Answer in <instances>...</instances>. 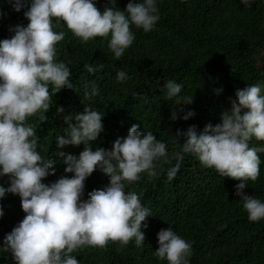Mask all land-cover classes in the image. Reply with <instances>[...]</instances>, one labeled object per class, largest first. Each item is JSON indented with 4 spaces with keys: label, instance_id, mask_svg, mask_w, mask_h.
Segmentation results:
<instances>
[{
    "label": "trees",
    "instance_id": "16d2710c",
    "mask_svg": "<svg viewBox=\"0 0 264 264\" xmlns=\"http://www.w3.org/2000/svg\"><path fill=\"white\" fill-rule=\"evenodd\" d=\"M94 2L103 12L112 4L125 10L130 0ZM249 3L251 7L241 0H156L159 21L147 33L133 25L135 40L119 60L108 48L109 40L97 37L85 44L61 22L56 31H64L65 39L56 46L57 60L69 64L74 88L62 89L53 97L45 122H40L38 116L28 121L39 137L38 152L55 161V174L43 182L51 184L62 176L74 175L65 172L66 157L57 153L79 156L85 146L58 148L56 137L67 138L66 118L76 123L75 116L86 107L104 116V131L92 143L93 150H110L117 138L126 137L131 126L137 124L142 133L152 132L164 142L171 155L180 151L184 141L183 136L176 137L177 130L187 131L195 125L200 134L208 124L221 123L222 113L230 111V101L237 99V90L264 85V0ZM29 4L30 0H23L17 12L14 0H0V41L10 39L16 26L28 25L24 13ZM85 64L97 71L89 73ZM119 71L126 72L129 79L119 82ZM169 80L182 85L181 96L194 98L178 113L181 118L176 121L170 117L179 105L176 98H166L164 89ZM92 81L99 95L84 99V85ZM221 88L223 91L217 94L216 89ZM189 110L195 115L185 121L182 117ZM250 147H264V141L253 138ZM259 155L260 176L255 182L248 181L244 191L264 202V153ZM175 163L173 160L164 169ZM157 172L153 178L141 174L138 182L126 188L136 191L152 213L145 221L148 227L142 229L145 244L138 248L133 241L121 248L110 242L106 249L85 248L73 253L80 264H168L154 253L159 247L157 234L170 227L192 244L190 264H264V220L249 221L243 202L235 194V185L240 181L219 176L194 154H185L180 171L171 181L166 171L158 167ZM109 183V177L97 169L86 179L82 199ZM0 185L9 187V177H0ZM0 205L4 211L0 218V264H16L3 247L6 236L25 216L21 198L7 193Z\"/></svg>",
    "mask_w": 264,
    "mask_h": 264
},
{
    "label": "clouds",
    "instance_id": "9594fccd",
    "mask_svg": "<svg viewBox=\"0 0 264 264\" xmlns=\"http://www.w3.org/2000/svg\"><path fill=\"white\" fill-rule=\"evenodd\" d=\"M241 2L251 7L249 0ZM22 7L23 0H14L15 11ZM24 15L28 25L16 26L10 39L0 41V177L10 179L9 187L0 185V199L7 193L18 195L25 213L4 241V251L11 253L16 264H80L73 253L89 247L106 249L110 242L123 248L134 241L136 247H142L146 239L142 229L148 227L145 221L152 213L136 191L126 188L138 182L141 174L156 177L158 167L166 171L169 181L173 180L185 154H194L221 177L240 181L235 194L243 202L249 221L264 220V202L244 191L248 181L258 180L259 153H264V147H250L253 138L264 141V89L259 84L237 90V99L230 101L231 110L222 113L221 123L208 124L200 134L195 125L187 131L177 130L176 137L183 136L184 141L180 151L171 155L164 142L152 132L142 133L137 124L131 126L126 137L117 138L110 150H93L92 143L104 131V116L86 107L75 116L76 123L66 118L67 138L56 137L58 148L85 146L79 156L57 153L66 157L65 172L74 175L44 183L55 174V161L38 152L39 137L28 121L38 116L45 122L53 97L62 89L74 88L69 64L57 60L56 46L65 39V32L56 28L63 22L85 44L97 37L109 40L108 48L119 60L135 40L132 26L150 32L160 16L156 0H130L125 10L112 4L103 12L94 0H30ZM84 67L89 73L97 71L88 64ZM116 78L119 82L129 79L124 71H119ZM84 88V99L99 95L95 81ZM164 89L166 98H176L179 105L170 117L176 121L181 118L178 113L194 98L181 96L182 85L175 81H167ZM222 91L216 89L217 94ZM57 111L63 112V108ZM194 115L189 110L182 118L186 121ZM173 160L176 163L165 170ZM97 169L109 177L110 183L82 199L85 181ZM3 215L0 205V218ZM157 235V258L168 264H190L191 243L171 227Z\"/></svg>",
    "mask_w": 264,
    "mask_h": 264
},
{
    "label": "rangeland",
    "instance_id": "374dc122",
    "mask_svg": "<svg viewBox=\"0 0 264 264\" xmlns=\"http://www.w3.org/2000/svg\"><path fill=\"white\" fill-rule=\"evenodd\" d=\"M262 89H264V85H261Z\"/></svg>",
    "mask_w": 264,
    "mask_h": 264
}]
</instances>
